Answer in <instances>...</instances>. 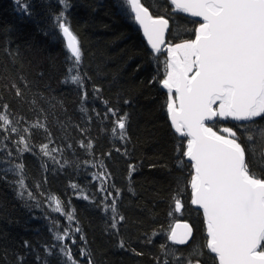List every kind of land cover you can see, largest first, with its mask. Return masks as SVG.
Returning <instances> with one entry per match:
<instances>
[{
	"label": "trees",
	"instance_id": "obj_1",
	"mask_svg": "<svg viewBox=\"0 0 264 264\" xmlns=\"http://www.w3.org/2000/svg\"><path fill=\"white\" fill-rule=\"evenodd\" d=\"M142 2L153 17L169 21L167 45L194 39L197 22L174 14L165 0ZM68 3L65 15L83 53L84 89L63 82L69 61L55 24L63 10L59 0H22L26 12L16 0H0V112L8 105L6 114L18 132L30 128V150L23 153L14 142L18 134L3 139L5 133L0 131V264H64L66 258L58 247L52 249L53 255L45 248L57 244L54 234L65 230L70 238L64 243L77 264H88L89 259L93 264H164L165 259L175 264L161 246L172 248L168 234L178 222L193 229L191 243L181 250L183 257L199 248L204 255L193 260L215 264L204 249L201 214L192 209L191 169L178 166L180 159L188 164L177 151L186 140L178 139L171 129L167 95L159 83L165 75L166 53L149 55L134 19L121 11L120 0ZM95 88L101 91L95 93ZM84 92L87 99L82 102ZM105 101L119 114L127 113V139L113 136ZM38 122L44 127H31ZM220 126L236 124L218 121L214 130ZM259 126L264 127V121ZM44 144L58 151L45 156ZM263 149L264 142L257 141L256 153ZM249 160L258 175L264 174L258 155L254 158L249 152ZM17 163L24 166L25 184L34 199H28L27 193L24 198L17 195ZM129 165L136 168L131 178ZM105 169L110 179H93ZM117 189L118 223L113 229L112 197L107 193L115 196ZM178 194L181 212L174 211L173 197ZM50 197L72 214L71 221L54 210ZM81 248L88 255L81 256Z\"/></svg>",
	"mask_w": 264,
	"mask_h": 264
},
{
	"label": "snow or ice",
	"instance_id": "obj_2",
	"mask_svg": "<svg viewBox=\"0 0 264 264\" xmlns=\"http://www.w3.org/2000/svg\"><path fill=\"white\" fill-rule=\"evenodd\" d=\"M168 2L172 11L198 17L199 21L193 30L194 39L175 45L169 43L166 49L161 46L165 44V32L169 27L167 19L153 17L142 0H120V6L121 11L129 19H134L143 31L151 48L149 55L156 56L167 51L165 75L159 83L167 90L166 111L171 127L178 136L186 138V143L182 147L178 145L177 151L190 164L186 165L180 159L178 166L191 169V204L203 213L206 227L204 249L212 254L215 264H264V174L258 175L249 160L251 152L254 158L258 155L264 163V152L257 154L255 151V143L264 142V127L259 126L264 121V0ZM16 3L27 11L22 0H16ZM59 3L63 5V10L55 17V24L63 37L69 61L63 82L84 89L83 77L86 73L82 75L80 71L83 53L65 15L69 3L68 0H59ZM100 91L99 88L94 89L95 93ZM16 95H21L19 89ZM86 99L87 93L84 92L81 100ZM104 103L112 118L113 136L127 139V113L119 114L118 109L108 106L107 101ZM7 109L8 105H4L0 112V131L5 133L3 139L18 134L19 139L14 141L17 151H29L30 128L25 127L19 133L6 114ZM81 110L86 111L84 108ZM104 118L109 119V116ZM229 119L237 122L235 127L220 126L219 131L214 130L216 122ZM31 127L43 128L44 125L38 122ZM245 140L247 145L243 142ZM87 147L92 148L91 141ZM56 151L58 149L55 148L49 150L48 144L41 146L45 156ZM14 167L18 177L15 181L17 195L24 198L27 193L28 199H34L25 184L23 164L17 163ZM135 170V165H129V178ZM105 173L106 169L104 173L94 174L93 179L106 182L110 176ZM100 190H105L103 185ZM119 195L118 189L115 196L107 193V197H112L113 229L118 223L116 200ZM49 199L54 202L56 212L67 215L69 221L73 219L56 197ZM173 200L174 211L181 212L183 204L179 194ZM123 219V216L119 217V220ZM75 231L80 232V229L77 227ZM192 233L189 224H178L170 230L168 240L173 245H184L189 242ZM54 238L57 244L46 247L45 252L53 255L52 249L58 247L66 258L64 264H77L64 243L66 238H70L69 231L55 233ZM80 238L83 240V235ZM25 246H28L27 242ZM119 246L124 247L123 241ZM161 247L175 264H202V259L193 260L192 257H203V249H193L187 257H182L177 255L176 249L166 245ZM80 255L88 253L81 248ZM19 259L22 262L23 257ZM88 264H93V261L89 259ZM164 264L170 262L165 259Z\"/></svg>",
	"mask_w": 264,
	"mask_h": 264
},
{
	"label": "water",
	"instance_id": "obj_3",
	"mask_svg": "<svg viewBox=\"0 0 264 264\" xmlns=\"http://www.w3.org/2000/svg\"><path fill=\"white\" fill-rule=\"evenodd\" d=\"M165 1L171 6V4L168 2V0H165ZM171 7H172V6H171ZM173 13H174V14L181 15V16H183V17H185V18H187V19H189V20L195 21V22H198V21H199V18H198V17H190V16H188L186 13H179V12H174V11H173ZM137 26H138V28H139V25H138V24H137ZM139 29H140V28H139ZM168 29H169V27H168ZM168 29H167L166 32H165V44L161 46L162 48H165V49H166V47H167V44H166V36H167V33H168ZM140 31H141V34H142V36H143V38H144L145 43L147 44V40H146V38H145L144 35H143V31H142L141 29H140ZM62 38H63V37H62ZM194 38H195V37H194ZM64 44H65V43H64ZM147 46H148V48H149L150 51H151V48L149 47L148 44H147ZM161 53H166V56L168 55L166 50H165V51H162ZM161 87H162V86H161ZM162 90H163L164 93L167 94V90H166V89H164V88L162 87ZM168 121H169V124H170V126H171V122H170L169 119H168ZM227 121L230 122V123H232V124H237L236 121H232V120H230V119L227 120ZM209 123H211V122H209ZM171 129H172V127H171ZM172 131H173L174 135H175L178 139H180V140H186V138L178 136V134H176L175 131H174L173 129H172ZM263 152H264V150H263ZM184 159H185L186 163L190 164V162L187 161L186 158H184ZM190 191H191V188H190ZM191 205H192V204H191ZM192 209H193L194 211L200 213V214H201V217H202V219H203V213H202V210L198 209V208H197L196 206H194V205H192ZM203 222H204V220H203ZM184 223H185V222H178V223H176V224L173 226V228H175L176 225H178V224L182 225V224H184ZM204 228H205V234H206V227H205V224H204ZM178 231H180V229H178ZM192 238H193V233H192V237L190 238L189 242H188L187 244H184V245H173L170 241H169V243H170V245H173V246H176V247H184V246L186 247V246H188V245L191 243ZM209 255L211 256L212 254L209 253Z\"/></svg>",
	"mask_w": 264,
	"mask_h": 264
},
{
	"label": "bare ground",
	"instance_id": "obj_4",
	"mask_svg": "<svg viewBox=\"0 0 264 264\" xmlns=\"http://www.w3.org/2000/svg\"><path fill=\"white\" fill-rule=\"evenodd\" d=\"M135 24H136V23H135ZM136 26H137V24H136ZM137 27H138V26H137ZM161 89H162V87H161ZM162 91H163V90H162ZM165 94H166V93H165ZM166 95H167V94H166ZM263 150H264V149H263ZM171 246H172L173 249L178 250L177 252H181L182 249H185V248L188 247L189 245L186 246V247H185V246H184V247H176V246H173V245H171ZM171 261L174 262L173 260H171ZM174 263H175V262H174Z\"/></svg>",
	"mask_w": 264,
	"mask_h": 264
},
{
	"label": "rangeland",
	"instance_id": "obj_5",
	"mask_svg": "<svg viewBox=\"0 0 264 264\" xmlns=\"http://www.w3.org/2000/svg\"><path fill=\"white\" fill-rule=\"evenodd\" d=\"M173 249V248H172ZM177 255H180V256H182L183 257V253H181V252H177ZM169 257L171 258V260H172V257L169 255Z\"/></svg>",
	"mask_w": 264,
	"mask_h": 264
}]
</instances>
